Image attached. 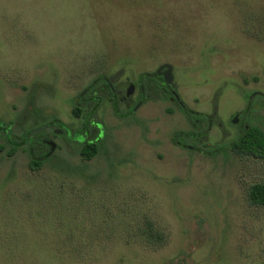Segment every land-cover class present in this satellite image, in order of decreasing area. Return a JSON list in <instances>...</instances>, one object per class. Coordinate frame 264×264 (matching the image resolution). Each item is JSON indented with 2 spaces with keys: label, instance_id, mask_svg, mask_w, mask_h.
I'll use <instances>...</instances> for the list:
<instances>
[{
  "label": "rangeland",
  "instance_id": "obj_1",
  "mask_svg": "<svg viewBox=\"0 0 264 264\" xmlns=\"http://www.w3.org/2000/svg\"><path fill=\"white\" fill-rule=\"evenodd\" d=\"M261 95L264 0H0V122L77 129L87 99L103 127L84 159L53 124L36 170L0 132V264H264V158L230 149Z\"/></svg>",
  "mask_w": 264,
  "mask_h": 264
},
{
  "label": "flooded vegetation",
  "instance_id": "obj_2",
  "mask_svg": "<svg viewBox=\"0 0 264 264\" xmlns=\"http://www.w3.org/2000/svg\"><path fill=\"white\" fill-rule=\"evenodd\" d=\"M164 71H165L164 68H162L160 70L161 73H163ZM154 79L156 80L157 83H155L153 85H155L156 87L160 86L161 90L164 93H168V97L171 101L175 102L178 106L183 108V106L179 105V103L176 101V99L169 92L170 89H172L171 85L165 83L160 74H157V75L152 74L151 77H148V80L150 82H153ZM102 81L106 87L108 96H110L114 100L115 103H116L117 98L120 100L124 99L123 96H121V97L117 96L118 92L114 86H112L109 82L105 81L104 79H102ZM158 81H159V83H158ZM131 89H132V87H131ZM143 90H144V87H143V84L141 82L139 84V93H140L141 97H142L143 92H144ZM94 95H95V93H94ZM261 96H260L261 99L264 101V95H261ZM253 100H254L253 98L250 99L251 103ZM88 102L89 101L87 99L86 100L80 99L79 102H76V101L74 102L75 103L74 105L78 106V108H80V112H81V116L78 118L80 125L78 126L77 129H70V127H68L67 125H64L60 121L56 122V123L51 121V122H47L45 125H41L40 127L38 126L37 128L32 129L31 131H28V130L25 131V130H23L22 127H20L18 125H17V128L10 130L9 129L10 126L14 125V123H10L8 125H3L0 122V132H2L5 135V138L7 140V144L9 146H11V144L16 142L14 138L19 137L20 139L18 142H20L22 146L25 145L30 152L37 155L38 157L41 154L43 155V157H48V155L53 153L54 149L57 146L56 143L52 139L47 138V134H49L48 128L52 127V125L55 124V126L57 125L58 127L56 126V127L51 128L52 129L51 130L52 137L56 136V135H62L68 141L76 142L77 144H79V147H80L79 148V154H80L81 148L83 146H87L89 144H95V145L97 144L98 145V143L100 142V139L103 135L102 125L93 120V115L87 116V114L89 112L84 107L80 106V104H83V103L88 104ZM249 105H248V107H249ZM243 115H244V112H243ZM190 116L192 118L197 119V117H194L195 115L192 116V114H190ZM198 117H200V116L198 115ZM240 122H239V124H240ZM43 127L46 128L45 131L42 130ZM16 131H19V133H16ZM40 134H41V137H38ZM44 134H46V135H44ZM177 143L180 145H183L181 141H177ZM187 146H189V145H187ZM40 148H42V150L46 149L47 151L38 155L36 150L40 149Z\"/></svg>",
  "mask_w": 264,
  "mask_h": 264
},
{
  "label": "trees",
  "instance_id": "obj_3",
  "mask_svg": "<svg viewBox=\"0 0 264 264\" xmlns=\"http://www.w3.org/2000/svg\"><path fill=\"white\" fill-rule=\"evenodd\" d=\"M99 78L100 76L94 79L93 84H90L88 86L89 91L94 90L93 87L95 85V81H97ZM153 83L154 84L157 83L155 79L153 80ZM81 94L82 92L80 93V95ZM163 97L165 98L166 96L163 95ZM109 99L114 109L116 110V106H115L116 103L110 96H109ZM178 107L180 110L186 113L184 108L180 106ZM92 112H93V109H92ZM92 112H89L87 116L92 115ZM72 114L73 116L79 118L81 116L80 108H78V106H74V108L72 109ZM56 122H59V120H56ZM18 146H22L20 142H14L13 144H11L10 146L11 149L8 151V153L12 154L18 148ZM3 147L4 146L0 145V150L3 149ZM230 149L233 153L238 154V155H250L254 157L264 158V131L257 125L248 124L245 128L241 129L240 132L237 133L235 138L230 142ZM98 150L99 148L97 144L96 145L89 144L81 148L80 155L84 159H90L94 155H96ZM27 151L31 155V159L29 161L30 168L32 170H36L40 168L44 160L43 155L38 154L39 155L38 157L37 155L33 154L29 150ZM247 199L251 204L263 205L264 204V183L258 182V183H254L250 185V187L247 190Z\"/></svg>",
  "mask_w": 264,
  "mask_h": 264
},
{
  "label": "water",
  "instance_id": "obj_4",
  "mask_svg": "<svg viewBox=\"0 0 264 264\" xmlns=\"http://www.w3.org/2000/svg\"><path fill=\"white\" fill-rule=\"evenodd\" d=\"M162 68L165 69V71H164L163 73L160 72V70H161ZM154 74H155V75L160 74V75L162 76L164 82L167 83V84H169V85H171V83H172V72H171V66H170V65H167V64H166V65H162V66L158 67V68L156 69V71H155ZM103 79H104L105 81H107V79H106L105 77H103ZM107 82H108V81H107ZM127 89H128V91H130V90H131V85H128ZM169 92H170V93L172 94V96L176 99V101L179 103V105L183 106L182 103H181V101H180V99L178 98L177 94L174 92V90H173V89H170ZM236 120H237V117L235 116V117H233L232 122H234V121H236ZM14 128H17V125H12V126H10L9 129H10V130H13ZM16 133H19V131H16Z\"/></svg>",
  "mask_w": 264,
  "mask_h": 264
}]
</instances>
